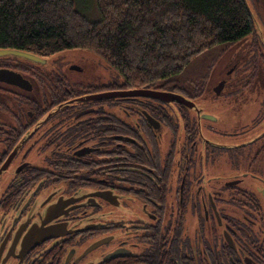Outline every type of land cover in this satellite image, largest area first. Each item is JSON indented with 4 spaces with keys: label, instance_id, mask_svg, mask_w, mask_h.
I'll return each instance as SVG.
<instances>
[{
    "label": "flooded vegetation",
    "instance_id": "1",
    "mask_svg": "<svg viewBox=\"0 0 264 264\" xmlns=\"http://www.w3.org/2000/svg\"><path fill=\"white\" fill-rule=\"evenodd\" d=\"M257 33L249 60L238 50L249 73L227 78L235 118L264 62ZM0 69L21 75L0 79V264H264L262 91L230 124L202 118L210 85L196 73L152 88L190 107L117 74L83 82L59 57Z\"/></svg>",
    "mask_w": 264,
    "mask_h": 264
},
{
    "label": "trees",
    "instance_id": "2",
    "mask_svg": "<svg viewBox=\"0 0 264 264\" xmlns=\"http://www.w3.org/2000/svg\"><path fill=\"white\" fill-rule=\"evenodd\" d=\"M97 4L101 18L91 20L74 0H0V48L42 56L89 49L130 86L167 88L193 76L196 58L257 32L245 0Z\"/></svg>",
    "mask_w": 264,
    "mask_h": 264
},
{
    "label": "rangeland",
    "instance_id": "3",
    "mask_svg": "<svg viewBox=\"0 0 264 264\" xmlns=\"http://www.w3.org/2000/svg\"><path fill=\"white\" fill-rule=\"evenodd\" d=\"M76 3V7L80 9L82 13H84L89 19L91 20H98L101 18V13L98 8L97 0H74ZM249 5L251 6V9L253 10L254 16L257 21V35L261 37V39H264V21L262 20L260 14L256 11L254 8V1L248 0ZM252 41V37L250 40L242 42L241 48L247 51L248 53V60L251 58L252 52L249 49L250 42ZM240 48V47H239ZM59 59H61L63 62H73V64H77L81 66L83 69H86L85 72H76V71H68L67 74L76 77L78 79H81L83 82H87L89 80L96 79L97 77H109L110 75H115V70L107 65L105 60L100 57L97 53H95L92 50L89 49H74L67 51L63 54L58 55ZM240 59V63L243 65L245 62H243L242 56L237 55V50L234 46H231L227 49L223 48H215L207 52L206 54L200 56L199 58H196L193 60L192 64L190 65V70L195 71L200 78H205L204 76L207 75L206 78H208L207 82L209 83L210 87L223 77H228L233 80H235L240 75H245L249 73V70L246 69L245 72H242V70L235 69L232 72L231 69L234 68L233 62L235 60ZM239 70V71H238ZM257 75H259L258 78H254L250 85L247 87H243L242 83L238 86V97L244 98V103L238 101V112L237 116H233L232 110H233V102H230L232 100H224L223 97H225L227 91H231L232 88L228 87V85L225 87L222 94L219 96V100H216L214 102L209 101L210 103L205 108V113L208 115H212L214 117H220L224 121L229 122L230 124H233L235 121H238V119L241 116H245L243 120V124L248 122L251 118L250 112L257 110V108L253 104H248V100L250 102L258 101L259 99L257 96L260 95L264 96V62H260L258 65V71ZM214 92H210V98H212ZM208 95V98H209ZM230 102V103H228ZM218 103V104H217ZM217 105V106H216ZM235 107V105H234ZM208 111V112H207ZM241 123V125H242Z\"/></svg>",
    "mask_w": 264,
    "mask_h": 264
},
{
    "label": "water",
    "instance_id": "4",
    "mask_svg": "<svg viewBox=\"0 0 264 264\" xmlns=\"http://www.w3.org/2000/svg\"><path fill=\"white\" fill-rule=\"evenodd\" d=\"M245 1H246V4H247L250 12L252 13V16H253V19H254V22H255V27H256V30H257V21H256V18L254 16L253 10L251 9V6L249 5L248 0H245ZM251 37L253 38L252 35L247 36L242 41H240L239 43L234 45L235 49L237 50V55H239V54L241 56L244 55V53H242L241 51H238L240 49L239 47L241 46L242 42L250 40ZM67 51H70V50L59 52V53H56V54H53V55H50V56H42V55L27 51V50L18 49V48H0V59L9 58V59L30 61L32 63H40V62L44 63V62L48 61L49 58L50 59L51 58L52 59L58 58V55L63 54L65 52H67ZM245 55L248 58L247 51H246ZM238 61H239L238 59L235 60V62H233V65L238 63V68H239L242 64L240 62H238ZM74 67L78 68V66H74ZM235 67H236V65L234 66V68L231 69L230 72H232L235 69ZM17 78L21 80V75L19 73H14L11 70L0 69V79L1 80L15 82V81H17ZM223 78H224L223 80H221L217 85H215L213 87V91H214L215 94H213L212 98H210V95L208 94L210 101H214L216 97H219L222 94V92L224 91V89H225V87L227 85L229 87L230 81L227 80L228 77H223ZM228 79H230V78H228ZM213 91L209 87V93L213 92ZM131 92L132 93H137V94H144V95L154 94V92H155L154 95H157L158 97H163V98L165 96H169L171 98L170 95H172V96H174V99L181 101L185 105H188L190 107H197L198 106V104H196L194 101L188 100L185 96H183L181 94H176V93H173V92L153 90L152 88H138V89L132 90ZM118 93L119 92H111L112 95H118ZM200 110L201 109H198L199 112H200ZM202 118H205V119H207L209 121H216L217 120L216 117H214V116H212L210 114L207 115L205 112H203Z\"/></svg>",
    "mask_w": 264,
    "mask_h": 264
}]
</instances>
